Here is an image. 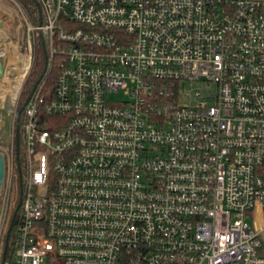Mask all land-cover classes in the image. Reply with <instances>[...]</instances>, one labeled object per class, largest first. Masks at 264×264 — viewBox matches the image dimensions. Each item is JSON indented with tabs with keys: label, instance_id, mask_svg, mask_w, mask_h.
<instances>
[{
	"label": "built area",
	"instance_id": "1",
	"mask_svg": "<svg viewBox=\"0 0 264 264\" xmlns=\"http://www.w3.org/2000/svg\"><path fill=\"white\" fill-rule=\"evenodd\" d=\"M34 1L0 44L1 104L38 39L57 75L24 111L13 264H264V0Z\"/></svg>",
	"mask_w": 264,
	"mask_h": 264
},
{
	"label": "rangeland",
	"instance_id": "2",
	"mask_svg": "<svg viewBox=\"0 0 264 264\" xmlns=\"http://www.w3.org/2000/svg\"><path fill=\"white\" fill-rule=\"evenodd\" d=\"M20 6H24L26 8V12H22ZM34 14L35 11L33 10V8H31L30 6L27 7L23 0H15V2L9 0H0V18L2 21L1 36L3 38V40L1 41V45L4 44L6 46H10L11 53H14L15 40H17L19 35L20 37L24 36L25 32L28 30V22H35ZM11 41L13 42L12 44H10ZM37 46L38 44L36 45V54ZM0 60L6 62L4 59L0 58ZM12 61L14 62V60ZM197 87V85L193 87L188 86V88L186 87V91L192 95L194 94ZM5 89L7 90V88ZM22 91L23 89L20 92L18 104L16 107L11 104V96L8 97L5 105L1 104L0 102V152L3 154L5 161V178L2 189L0 191V204L5 209L6 220L4 221V225L6 224L8 219L14 216L20 198V172L16 161V154L18 149L17 146L19 147L20 143L18 145L17 143L15 144L14 132L16 131L15 119L18 116L19 101ZM109 97L115 102H122L129 99L128 95L125 94V90H121L118 93H113ZM184 100L187 103H191V100L188 96H186ZM17 133H20V125L19 132ZM21 145L23 147L22 139ZM22 167L23 166L21 165L20 170L23 174L24 171ZM4 227H6V225Z\"/></svg>",
	"mask_w": 264,
	"mask_h": 264
},
{
	"label": "trees",
	"instance_id": "3",
	"mask_svg": "<svg viewBox=\"0 0 264 264\" xmlns=\"http://www.w3.org/2000/svg\"><path fill=\"white\" fill-rule=\"evenodd\" d=\"M23 1L27 5V7L30 6L31 8H33L34 11L38 7L37 3L34 0H23ZM37 44H38L37 54L34 59L33 67L23 86V91H22L20 101H19L18 116L20 117V120L22 121L20 125V133H19L20 145L17 150V155L19 158L17 163H18L19 170L21 169V165L23 163V157H24V150L21 145V139H22L21 131H22V126H23V117H24V111H25L26 104L34 94L39 92V89L41 86H43L41 94L48 95L49 97L54 93V90H55V82H56V76H57L56 72L52 70L49 73L47 71L48 63H49L48 47L47 45H45V43H43L41 39H38ZM54 63H55V60H54ZM21 158H22V161H21ZM21 198H22V193L20 192L19 203L15 210V215L11 219L8 229L3 233L2 238H1L0 264L3 258H5L6 260L5 264H13L14 262V255H15V249H16V236H17L18 226L21 221L20 208H18Z\"/></svg>",
	"mask_w": 264,
	"mask_h": 264
},
{
	"label": "water",
	"instance_id": "4",
	"mask_svg": "<svg viewBox=\"0 0 264 264\" xmlns=\"http://www.w3.org/2000/svg\"><path fill=\"white\" fill-rule=\"evenodd\" d=\"M1 29H2V21L0 18V44L2 41ZM4 71H5V62L3 60H0V78L3 77ZM19 120H20V117L18 116V122ZM17 132H19V126L17 127ZM16 139H17V145H18L19 144V134L18 133L16 135ZM4 178H5V161H4L3 154L0 152V191L4 183ZM20 205H21V201H20L18 208H20ZM5 263H6V260L5 258H3V260L1 261V264H5Z\"/></svg>",
	"mask_w": 264,
	"mask_h": 264
},
{
	"label": "bare ground",
	"instance_id": "5",
	"mask_svg": "<svg viewBox=\"0 0 264 264\" xmlns=\"http://www.w3.org/2000/svg\"><path fill=\"white\" fill-rule=\"evenodd\" d=\"M23 80V75H19L17 78H16V82L15 83H12L10 84L9 86L5 87L7 88L6 89H2L1 92H0V97L4 98L5 97V94H6V91L7 92H12L14 96H16L17 94V91L20 87V84Z\"/></svg>",
	"mask_w": 264,
	"mask_h": 264
}]
</instances>
